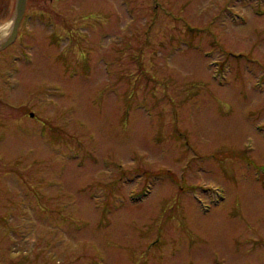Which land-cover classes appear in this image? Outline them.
<instances>
[{"label": "rangeland", "instance_id": "374dc122", "mask_svg": "<svg viewBox=\"0 0 264 264\" xmlns=\"http://www.w3.org/2000/svg\"><path fill=\"white\" fill-rule=\"evenodd\" d=\"M16 1L0 0V38ZM23 14L17 73L0 76V217L38 187L64 214H30L28 234L50 238L32 264H264V0Z\"/></svg>", "mask_w": 264, "mask_h": 264}, {"label": "flooded vegetation", "instance_id": "af4514ba", "mask_svg": "<svg viewBox=\"0 0 264 264\" xmlns=\"http://www.w3.org/2000/svg\"><path fill=\"white\" fill-rule=\"evenodd\" d=\"M31 14H28L27 16H23L21 21H26L28 18H30ZM48 18L46 21H43V23H46L47 26L52 28L54 31H57L59 28V25L54 21L50 20L53 19ZM18 28H22L19 24ZM14 38L6 43L8 35H4L3 38H0V65L2 62H5V65L3 68L0 69V76L2 77L3 83L5 81L4 77L7 75H14L15 72L18 69V65L14 64L17 61V56L19 55L17 52V49L14 47L15 43L17 42L21 30H18ZM29 34V33H28ZM52 35V34H51ZM34 38L33 35H25L24 39L25 42H32L31 40ZM50 44V43H49ZM31 44L25 43V49H30ZM28 50L24 52L25 56H27ZM32 61V58L26 57L22 62L27 64ZM17 73V72H16ZM33 116V113L31 111L27 112L26 116ZM42 121H37V123H41ZM22 124V123H20ZM42 124V123H41ZM0 136H2V140L5 139V135L7 136L6 131L8 132V129L4 127L3 121H0ZM17 133V131H15ZM9 134V133H8ZM64 173V171H63ZM18 177L21 179L22 177L18 175ZM60 177H63L60 176ZM42 178V177H41ZM23 179V178H22ZM41 187L37 188V193L35 195L31 194V191H25L22 192L20 196H23L22 202L18 203V206H13L12 211H8L9 217L7 215L3 216V219L0 217V225L3 226V224H7L9 226L6 227L7 233L6 234H0V264H32L33 263V257L32 255L28 253L34 254L35 252L39 253V255H42L46 253L49 247V241L50 238L46 237V234L44 232H41V235H34L31 237V235L28 234L29 226V216L32 213L33 215L37 216V218H33V220L38 221L40 226H49V222H56L57 225H62L64 223V214L61 213L59 220L55 218V215L53 212H49V206H46L42 197L43 192L41 193ZM34 199V200H32ZM43 201V202H42ZM0 208H1V201H0ZM16 209L15 219L12 220V215H14V210ZM1 210V209H0ZM31 210V211H30ZM6 213V214H8ZM33 226V222H32ZM62 228H59L58 231H60ZM1 230V229H0ZM38 230H41V227L38 228ZM45 236V237H44ZM30 237L33 238L32 243H30ZM46 239V242L44 244H39L40 242H43V238ZM42 238V239H41ZM32 257V258H31Z\"/></svg>", "mask_w": 264, "mask_h": 264}, {"label": "water", "instance_id": "95a60500", "mask_svg": "<svg viewBox=\"0 0 264 264\" xmlns=\"http://www.w3.org/2000/svg\"><path fill=\"white\" fill-rule=\"evenodd\" d=\"M25 1L26 0H17L16 1L15 17L13 19V22H12V25H11V31H10L9 37L6 40V43L11 41L14 38L16 32H17V27H18L19 21H20V19L22 17V14H23Z\"/></svg>", "mask_w": 264, "mask_h": 264}]
</instances>
